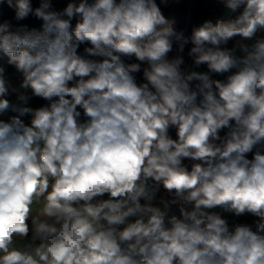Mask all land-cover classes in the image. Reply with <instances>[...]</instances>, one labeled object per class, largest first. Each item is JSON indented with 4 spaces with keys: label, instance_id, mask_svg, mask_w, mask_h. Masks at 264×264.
<instances>
[{
    "label": "clouds",
    "instance_id": "1",
    "mask_svg": "<svg viewBox=\"0 0 264 264\" xmlns=\"http://www.w3.org/2000/svg\"><path fill=\"white\" fill-rule=\"evenodd\" d=\"M169 2L0 0V264H264V0Z\"/></svg>",
    "mask_w": 264,
    "mask_h": 264
},
{
    "label": "trees",
    "instance_id": "2",
    "mask_svg": "<svg viewBox=\"0 0 264 264\" xmlns=\"http://www.w3.org/2000/svg\"><path fill=\"white\" fill-rule=\"evenodd\" d=\"M175 1L176 0H170L167 7L161 5L162 11L165 14V16L168 13V11L170 10V8L174 5ZM211 1H215V0H179V12H178L177 17L175 18L177 30H183L185 32V35H190L191 34V26L197 20L203 22L206 19H211L215 23L216 20H214L213 16L218 15L222 6L218 5L215 2L216 4H215L214 8L210 9V8H208V3ZM67 2H68V0H54L55 7H57V8H63ZM157 3L159 4L160 0H157ZM34 6H37V0H34ZM3 14L7 18H10L13 15L11 10L7 9V7H4ZM228 17H226L225 19H227ZM25 23H28L30 25H34L37 27L40 24L39 21H37L31 17L27 21H25ZM86 46H89V45H81L80 49L78 50L80 54H84L83 49ZM189 47H191V45H189L185 48L184 57L186 60V64L190 66L191 60H190V58L187 57V51H188ZM174 54H175V51L173 53H171L170 55H174ZM137 76H138V79L141 78V74H137ZM214 78L223 79V77H214ZM195 83H197V82H193V86L195 85ZM30 103L33 104V107H38V106L43 105L46 102L42 101L38 98H34ZM9 115H11V114H9ZM7 118H8L7 116L4 117V119H7ZM23 119L27 123V122H29L30 117L26 116V117H23ZM223 134L224 133L222 132L221 135H223ZM172 135H173V137H175L174 131L172 132ZM224 216L231 218L232 214L226 212L224 214ZM240 219H248V217H242Z\"/></svg>",
    "mask_w": 264,
    "mask_h": 264
},
{
    "label": "crops",
    "instance_id": "3",
    "mask_svg": "<svg viewBox=\"0 0 264 264\" xmlns=\"http://www.w3.org/2000/svg\"><path fill=\"white\" fill-rule=\"evenodd\" d=\"M214 15V14H213ZM229 16V13H227L222 7L218 13V15H214L213 18L214 20H217V19H225L226 17ZM229 47H231V44H229ZM4 63V67L6 68V71L9 72V77L12 78L14 80V82H18L16 81V77L13 76V73H14V69L11 67V66H8L6 64V61L3 62ZM199 71H206V68L205 67H201L199 68ZM31 106H33V104L31 103Z\"/></svg>",
    "mask_w": 264,
    "mask_h": 264
},
{
    "label": "water",
    "instance_id": "4",
    "mask_svg": "<svg viewBox=\"0 0 264 264\" xmlns=\"http://www.w3.org/2000/svg\"><path fill=\"white\" fill-rule=\"evenodd\" d=\"M215 4H216L215 1L209 2L208 3V8L213 9L214 6H215ZM178 12H179V0H176L175 3H174V5L170 8V10L168 11V13L166 14V17H168V18H174L175 19L177 17V15H178ZM201 23L202 22L199 21V20L195 21L192 24L191 29H192V27L198 26Z\"/></svg>",
    "mask_w": 264,
    "mask_h": 264
},
{
    "label": "built area",
    "instance_id": "5",
    "mask_svg": "<svg viewBox=\"0 0 264 264\" xmlns=\"http://www.w3.org/2000/svg\"><path fill=\"white\" fill-rule=\"evenodd\" d=\"M6 74L9 76V72H8V71H6ZM137 78H138V76H137ZM173 211H177V210L175 209V207L173 208ZM215 211H217V212H222L223 215L226 213V212H223L221 209H216ZM177 214H178V212H177Z\"/></svg>",
    "mask_w": 264,
    "mask_h": 264
},
{
    "label": "rangeland",
    "instance_id": "6",
    "mask_svg": "<svg viewBox=\"0 0 264 264\" xmlns=\"http://www.w3.org/2000/svg\"><path fill=\"white\" fill-rule=\"evenodd\" d=\"M194 70L199 71V69H194Z\"/></svg>",
    "mask_w": 264,
    "mask_h": 264
}]
</instances>
